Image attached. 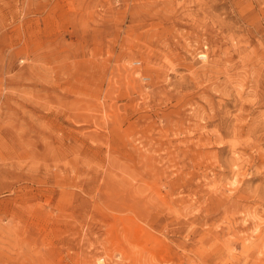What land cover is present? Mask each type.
Listing matches in <instances>:
<instances>
[{
  "label": "rangeland",
  "instance_id": "rangeland-1",
  "mask_svg": "<svg viewBox=\"0 0 264 264\" xmlns=\"http://www.w3.org/2000/svg\"><path fill=\"white\" fill-rule=\"evenodd\" d=\"M98 258L264 264V0H0V264Z\"/></svg>",
  "mask_w": 264,
  "mask_h": 264
},
{
  "label": "bare ground",
  "instance_id": "bare-ground-1",
  "mask_svg": "<svg viewBox=\"0 0 264 264\" xmlns=\"http://www.w3.org/2000/svg\"><path fill=\"white\" fill-rule=\"evenodd\" d=\"M200 57H201V58H204V60H205V58H206L207 56H206L205 54H202ZM97 260H99V264L103 263V260H102L101 258H98Z\"/></svg>",
  "mask_w": 264,
  "mask_h": 264
}]
</instances>
